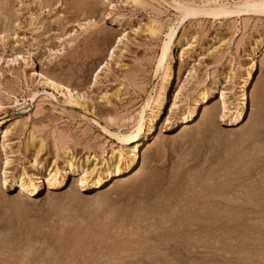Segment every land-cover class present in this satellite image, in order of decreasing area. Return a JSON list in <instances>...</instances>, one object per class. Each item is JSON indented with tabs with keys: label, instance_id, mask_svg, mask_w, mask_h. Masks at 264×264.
<instances>
[{
	"label": "rangeland",
	"instance_id": "1",
	"mask_svg": "<svg viewBox=\"0 0 264 264\" xmlns=\"http://www.w3.org/2000/svg\"><path fill=\"white\" fill-rule=\"evenodd\" d=\"M202 1L182 18L172 0H0V264H264V12ZM170 32L177 107L157 121L135 177L80 187L77 165L102 167L121 146L113 133L161 88ZM252 62L245 116L229 124L216 100L225 91L234 110ZM204 88V117L181 130ZM68 159L64 182L48 185ZM22 171L41 176L38 193L19 188Z\"/></svg>",
	"mask_w": 264,
	"mask_h": 264
},
{
	"label": "bare ground",
	"instance_id": "2",
	"mask_svg": "<svg viewBox=\"0 0 264 264\" xmlns=\"http://www.w3.org/2000/svg\"><path fill=\"white\" fill-rule=\"evenodd\" d=\"M126 1L132 3L142 2V0H126ZM172 2L175 8L182 9L181 10L183 11L181 15L182 18H185L189 15L196 13L195 0H172ZM202 2L214 3V9H217V12L219 9L224 10L226 12L232 10L231 12H236V13L244 9L250 11L264 12V0H252V1L240 0L234 2L233 4H229L227 1L224 2L223 0L221 2L220 1L218 2V0L217 1L204 0ZM207 10L210 11L209 8ZM230 11L228 13H230ZM206 13H208V11H206ZM145 28H146L145 30L148 31L150 35H152L155 32V29H153L152 27L148 26ZM166 36L168 37L167 39H169V41L163 43V46L161 48V53L159 55V58L157 59L158 61L155 70L156 71L155 73H159V72L161 73L160 74L161 88L159 87V91L157 90L158 92L157 93L155 92L156 94L154 96L152 95V93L146 94V97L141 103L139 110H137V114L135 115V118L134 119L130 118L131 126L129 129L123 132L121 131L119 134L113 133L117 141L121 143V146H119L120 149H118L117 151L114 150L111 151L112 153L107 159H105L102 167L100 168L97 167L95 162L90 167H88L86 164L84 166L77 165V170H79V174H80V177L78 179V184L80 187L84 189H100L104 181L111 176H112L111 178H114L113 184L125 178L135 177L139 171L140 153L146 151V149L149 146L150 139L151 138L153 139L154 137L153 130L155 128L157 121H159V118H161V116L165 115V111L167 112V115H171L173 109L177 107V99L180 98L179 95L181 91V86L176 89L175 94L171 96L170 99L168 94L172 80H175V74H177L175 73V66H173V61H172L173 55L171 53V50L173 46H177L179 44V41L171 44V40L173 39L174 34L170 32ZM164 61H166L165 65L163 64ZM254 70H255V63L252 62V64L249 66V68L246 71V76L244 77V81L241 86L238 102L235 105L233 111H229V106L227 105L228 102L225 91H221L218 100H216L218 101L217 104L222 105L220 108L222 110L221 117L226 118L229 124H238L239 122H242L245 116L247 110V104H248V94L246 91V85L248 80L251 78ZM37 73L38 76L40 77L39 78L40 83L52 88V90L56 92H59L62 96L66 98L68 102L75 103V105L78 104L80 106H83L84 108L87 107L88 104L81 101L82 96L79 93H77L75 89L53 77L44 75V73L40 71ZM210 96L211 95L207 90V88H204L202 89V91L198 93L197 97L192 99V103H191L192 105H189L188 110L182 113L181 116L182 122L180 125L181 130H185L186 128H188L190 122L192 123L194 120L197 119V117L200 118L204 117L203 115L206 109L201 111L199 115V111H197V105L207 103L208 100L210 99ZM17 120L15 121L13 120L12 127H14L17 124ZM9 131L10 130L8 129H4L3 131L4 136H6V134ZM42 146L43 144L40 141L38 146L39 149H41ZM87 161L88 159H86V162ZM7 164L8 161H6L5 165ZM33 165H35V162L33 163ZM74 165H75V161H73L72 159H68L65 162L64 167L60 168L57 166L54 169H51L48 173L49 175L47 179L48 185L56 186L62 184L65 180L67 172L73 169ZM40 179L41 176H39L38 173H32L30 175L29 174L27 175L24 171L20 172L17 178L19 182V188L28 189L31 194L38 193L41 185ZM7 182L8 179H4V185H6Z\"/></svg>",
	"mask_w": 264,
	"mask_h": 264
}]
</instances>
